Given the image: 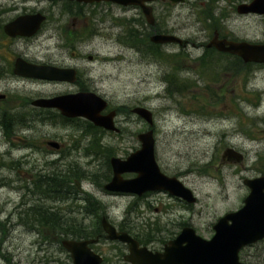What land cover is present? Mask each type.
Here are the masks:
<instances>
[{"label":"rangeland","instance_id":"374dc122","mask_svg":"<svg viewBox=\"0 0 264 264\" xmlns=\"http://www.w3.org/2000/svg\"><path fill=\"white\" fill-rule=\"evenodd\" d=\"M251 1L154 2L159 27L188 40L187 47L154 44L150 36L159 27L147 22L145 14L125 11L115 3L101 2L80 13L84 16L80 23H88L92 28L83 33L86 26L79 24V42H85L88 48L79 49L78 54H95L98 59L92 67H88L91 63L86 57L82 60L86 64L80 62L82 69L87 68L83 83L103 94L111 106L125 107L128 112L120 110L116 118L120 133L96 132L86 127L82 117H78V125L73 129L34 118L27 134L37 140L36 146H41L39 141L46 136H72L67 141L73 140L77 148L63 158L48 157L41 151L28 155L19 149L3 155L8 148L3 136L18 141L26 128L15 125L14 133L6 135L0 123V264H73L59 239H53V243L46 241L50 239L44 237L47 233L43 226L22 223L21 215L26 217L22 212L38 204L62 209L61 218L74 217L79 228L84 219L77 205L81 206L82 199L92 192L109 205L115 220L126 217L128 205L135 197L109 196L104 185L113 176L111 157H126L140 148L137 135L149 128L145 120L132 112L136 106L148 107L154 113L156 157L162 171L179 176L198 197L187 210L173 207L175 204L165 198L158 205L160 211L152 213L165 224L158 225L159 240L150 241L158 242L160 247L170 233L171 237L179 233V221L189 222L198 234L211 238L218 218L242 207L250 193L244 179L264 175V64L246 63L244 70L234 73L237 56L206 45L216 29L223 37L264 42V15L239 13L237 9ZM47 42H35L28 53L34 55L37 49L40 54H49ZM55 46L54 42L50 53L58 58ZM63 57L67 59L68 54ZM25 86L31 90L19 95L31 97L68 87L33 82H26ZM5 102L0 100L8 107L14 104V100ZM16 111L21 109H12ZM23 112L30 114L29 107H24ZM228 147L241 152L243 161L230 162L227 157L222 160ZM74 171H79L80 176ZM55 173L63 175V179L68 174L72 178L63 183L66 190L60 196L45 197L33 192L36 183H44ZM72 186L83 191L69 192ZM134 210L135 207L133 216ZM169 219L175 220L170 228L166 225ZM70 226L63 228L69 230ZM97 247H102L100 250L109 257L105 264H123L113 242L100 241ZM240 255L244 264H264V241L244 247Z\"/></svg>","mask_w":264,"mask_h":264},{"label":"flooded vegetation","instance_id":"af4514ba","mask_svg":"<svg viewBox=\"0 0 264 264\" xmlns=\"http://www.w3.org/2000/svg\"><path fill=\"white\" fill-rule=\"evenodd\" d=\"M156 1L158 0H146L144 3V5L150 6L152 8L153 14V3ZM101 2H80L77 0H0V84H3V89L0 88L2 89L0 91V100L4 102L6 100H14V104L11 107L0 103V123L6 135L8 129H6L5 123L8 124V127L13 133L15 125L26 128L23 130L22 136L18 141L13 139L8 140L5 136H3L5 138V142L8 144V148L3 155L12 154L14 150L19 149L24 150L28 155L36 152L40 153L41 151L48 157L63 158L70 156L72 151L77 148L73 140H71V142L67 141V138L72 136H64L63 134L58 135L57 137L46 136L39 141L42 145L36 146L35 144L37 143V140L35 138H29L27 132L29 131V128H31L30 124H32V121L35 120L34 118L37 117H39L38 119L50 123L59 124L66 129H73L74 126L78 125V117H67L62 114L61 109L58 107H44L36 105L34 104V101L37 99H52L67 94H75L81 91H98L95 90L92 85L87 86L85 83H83L84 76L87 73V68L82 69L80 62H83L82 60L84 57H86L91 63V66L88 65V67H92L93 63L98 59L95 54H87L85 56L78 54L79 49L88 48V46L84 44L85 42H79L80 29L78 26L79 24L81 26H86L83 33L92 28L88 23H80L84 17L80 16V13H86V10L99 6ZM110 3L111 2L108 4ZM120 6H122V9L125 11L134 10L139 12L140 15L141 13L145 14L143 7L139 4ZM154 18V23L151 25L156 27L161 26L157 24L155 15ZM15 23H17L16 25L18 27L13 26ZM216 32L218 33L219 39L225 38L221 36L218 29L213 32V36ZM157 33L170 34V32H165L164 28L162 27L156 29V33L154 34ZM38 41L41 42V45L45 44L43 42L49 41L47 42L49 44L45 45L47 47L46 50L49 51V54H40L37 49H35L34 55H30L28 53L29 47ZM187 41L188 40L182 44L183 47L190 45V42L188 41L187 44ZM54 42L56 43L55 47L57 48V51L60 55L58 58L50 53V47ZM158 46L163 45L158 44ZM23 47L26 49H22ZM64 53L65 55L66 53L68 54L67 59L63 57ZM19 60L23 61L25 65L29 63L61 69L62 71H65L63 75L71 77L73 74L74 78L72 80H59L21 75L16 71ZM26 82L67 85L68 87L64 91L35 95V97H31L29 95L21 96L19 93L25 95L26 92L31 90L30 87L25 86ZM99 94L103 95L101 93ZM18 101L22 102L19 103ZM17 103L19 106L16 105ZM26 106L29 107L30 114L23 112V108ZM14 108L21 109V112H12V109ZM112 109L117 111V116L121 113L120 107L117 108L111 106L109 102L107 109L102 111V114H107ZM17 128L18 127H16V129ZM14 137L16 138L17 135ZM133 176H135V174H133ZM105 193L109 196L116 195L135 197L128 205L125 218L122 220H115L110 213L109 205L96 198L91 192L90 195L93 197L92 199H83V205H77L83 215L84 220L82 221V225L84 234L83 236L85 237L78 238V236H75L78 234L77 223L75 220H71V229L68 230L63 228L64 226L62 225V221L59 220L62 215V209L59 210L55 207H50L45 209H48L51 216H53L52 213L55 212V217L49 221L45 220V223H43L44 225H42L46 233L49 235L50 240L46 241L51 242L53 239H59L61 241L62 238H72L73 236H75L77 239L93 240L89 246L93 251L99 253L103 257L102 264H105L107 259L109 260V257H107L104 252L100 250L102 247L98 248L97 246L100 244V241H111L114 244L116 253L122 255V263L131 264L125 259V256L129 252V245L118 240H110L107 237V233L103 227L104 218L112 223L118 231H127L130 235H132L139 242L140 247H146L148 250L154 253L164 252L165 247L170 244V240L176 239L185 227H194L189 222L179 221V233L173 237L170 236V234H172L170 233L168 237L162 240L163 243L160 245V247H158V242L154 243V241L150 240H159L158 234L160 229H158V225L165 223H163L160 218H155L152 215L153 211H160L158 205L160 203L163 204L162 201L165 200V198L166 200H170L169 203L175 204L173 207L177 206L179 209L183 210L189 209L191 204L177 196H174L170 193V191L166 190H151L146 191L141 195L107 190H105ZM134 207L136 210H134L135 215L133 216L132 209ZM85 219H87V221H85ZM22 223L25 224V222ZM171 223H175V220L169 219L166 222L167 227L170 228L169 225ZM151 232L152 235H150ZM154 233L156 234L154 235ZM145 235L150 236L146 237ZM262 241H264V238ZM120 247L121 249H119ZM121 250L123 254H121Z\"/></svg>","mask_w":264,"mask_h":264},{"label":"water","instance_id":"95a60500","mask_svg":"<svg viewBox=\"0 0 264 264\" xmlns=\"http://www.w3.org/2000/svg\"><path fill=\"white\" fill-rule=\"evenodd\" d=\"M81 2L109 1L116 4H139L143 7L148 21L154 23V15L150 6L144 5L146 0H77ZM180 2L184 0H171ZM239 13H256L264 15V0H252L238 6ZM15 23L13 26L18 27ZM9 31V30H8ZM151 41L159 44H184L181 37L175 34L157 33L151 36ZM208 47H216L219 51L240 56L245 62L264 63V42H249L246 40H231L218 38L216 32ZM17 73L25 76L72 80L63 75L65 71L48 66L29 64L18 61ZM34 104L44 107H58L67 117H84L96 126L107 130L120 132L115 123L116 111L107 114L102 111L108 102L101 95L92 91H81L52 99H37ZM136 115L144 119L151 128L138 134L140 148L127 157L113 156L110 164L113 171L112 179L106 183L109 191L127 192L141 195L148 190H168L190 202L196 201L193 191L186 187L175 176L165 174L157 161L155 153L154 115L145 106L132 109ZM242 162L244 156L234 148L228 147L222 154V160ZM135 173L134 177L126 178L124 174ZM244 183L250 188V193L244 198V205L237 211L229 212L219 218L214 225L215 233L210 238H204L191 227H185L180 235L170 241L164 252H152L146 247H140L139 242L126 231H118L107 219H103V227L110 240H119L129 245V253L125 259L131 264H244L240 260V250L256 243L264 237V175L246 178ZM93 240L64 239L63 247L69 252L73 264H102L103 257L93 251L89 244Z\"/></svg>","mask_w":264,"mask_h":264},{"label":"trees","instance_id":"16d2710c","mask_svg":"<svg viewBox=\"0 0 264 264\" xmlns=\"http://www.w3.org/2000/svg\"><path fill=\"white\" fill-rule=\"evenodd\" d=\"M210 49L207 50V53L209 52ZM237 66L235 68L232 69V71L234 73H238L242 70H244L248 64H246L244 61H242V59L240 57H237ZM250 65V63H249ZM120 110L121 111H125V112H128L125 107H120ZM86 123L88 124V128L90 129H93L95 130L96 132L98 131H102L104 132L105 129L101 128V127H98V126H95L93 123L91 122H88L86 121ZM5 126H6V129H8V133H11V129L8 127V124L5 123ZM97 135V133H96ZM106 147V146H104ZM108 164V163H107ZM109 166V165H108ZM110 168V166H109ZM73 173H78V176L79 175V171H74ZM72 179L70 174L67 175V178H64L63 179V175H59L58 173H55L53 174L45 183H42V182H38L35 184V189L33 190V192L35 193H39V195H44L45 197H49V196H52L54 194H57L58 196L61 195L62 191L63 190H66V188H64V185L63 183L66 182L67 180H70ZM46 186V188H44ZM71 191L69 192H72L73 189H76V191H78L79 193H81V189L79 188H76V186H72L71 187ZM66 193V192H64ZM93 197L90 195V193H87L86 194V197H84V199H92ZM83 200V199H82ZM83 205V203H82ZM81 205V206H82ZM45 208H48V207H45V206H42L41 204H38V206L36 207H33L31 208L30 210H26V211H23L22 214H24L26 217H24L23 215H21V219L22 221L28 223V224H32V223H38V225H44L43 223H45V220L46 221H49L51 219H54L55 217V212H53V216L50 215V212L48 211V209H45ZM62 220V225L65 226V225H72V221L71 220H74L73 217H70V218H67V219H64L63 217L61 218ZM54 224V222H53ZM2 225V224H1ZM79 224L77 223V230H78V234L75 235V236H78V238H83L85 236H83V225L81 223V227H79ZM45 238H49V235L47 234L46 236H44ZM46 240V239H45ZM71 264V263H69Z\"/></svg>","mask_w":264,"mask_h":264},{"label":"bare ground","instance_id":"6f19581e","mask_svg":"<svg viewBox=\"0 0 264 264\" xmlns=\"http://www.w3.org/2000/svg\"><path fill=\"white\" fill-rule=\"evenodd\" d=\"M115 111H116V110H115ZM116 112H117V111H116ZM86 132L91 133V131H89V130H86ZM90 135H91V134H90ZM47 180H48V179H47ZM47 180H45V182H46ZM45 182H44V183H45Z\"/></svg>","mask_w":264,"mask_h":264}]
</instances>
